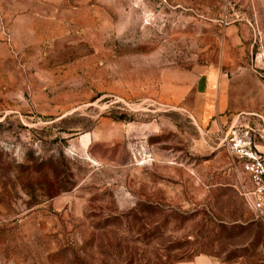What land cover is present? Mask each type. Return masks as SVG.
<instances>
[{
    "label": "rangeland",
    "instance_id": "1",
    "mask_svg": "<svg viewBox=\"0 0 264 264\" xmlns=\"http://www.w3.org/2000/svg\"><path fill=\"white\" fill-rule=\"evenodd\" d=\"M218 85L261 103L264 0H0V264H264Z\"/></svg>",
    "mask_w": 264,
    "mask_h": 264
},
{
    "label": "built area",
    "instance_id": "2",
    "mask_svg": "<svg viewBox=\"0 0 264 264\" xmlns=\"http://www.w3.org/2000/svg\"><path fill=\"white\" fill-rule=\"evenodd\" d=\"M264 142V114L239 113L218 141L244 175L241 195L255 217L264 222V159L258 142Z\"/></svg>",
    "mask_w": 264,
    "mask_h": 264
},
{
    "label": "crops",
    "instance_id": "3",
    "mask_svg": "<svg viewBox=\"0 0 264 264\" xmlns=\"http://www.w3.org/2000/svg\"><path fill=\"white\" fill-rule=\"evenodd\" d=\"M209 86H207L206 89H204L205 87L202 84H199L197 86L196 89V97H201V98H208L209 93L211 92V89L209 90ZM216 92V100H217V107L215 110V114H217V119L212 121V117H210V119L206 116H203L200 113L199 108L197 107V105L192 104L191 105V109L193 110V112L195 113V115L198 117V119H204L206 123L208 120L211 122V124H209L207 126V128H205L206 130V134H209L211 136H215L216 141H219L220 138L223 136V134L226 132V130L228 129L229 125L231 124L233 118L239 114V113H261L264 114V95L262 94L261 96V103L259 105H255V106H251V105H246L244 107L242 106H233L230 102V100H228L227 106H225L224 103V99H225V89L222 85H218L217 90H215ZM231 91L228 89L226 95L228 97V99H230L231 96ZM226 108L229 111L233 112L232 118L229 119L226 116H221L222 113L226 110ZM259 149L260 152L263 153V159H264V142L263 144H259ZM215 150L218 151V155H221V152H226V150L221 147H219V145L217 144V147L215 148ZM229 156V155H228ZM231 159V158H230ZM232 163L234 164L235 162L231 159ZM236 164V163H235ZM243 175V174H242ZM244 176V175H243ZM239 185H242V181L239 180ZM191 264H209L208 261L206 260H197V261H193Z\"/></svg>",
    "mask_w": 264,
    "mask_h": 264
}]
</instances>
